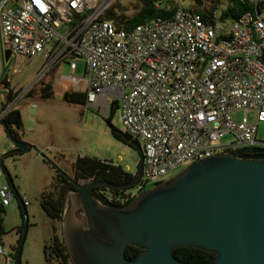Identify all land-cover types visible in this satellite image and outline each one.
Returning <instances> with one entry per match:
<instances>
[{"label": "built area", "instance_id": "built-area-1", "mask_svg": "<svg viewBox=\"0 0 264 264\" xmlns=\"http://www.w3.org/2000/svg\"><path fill=\"white\" fill-rule=\"evenodd\" d=\"M114 1L0 0V34L11 55L42 59L37 81L67 63L76 89L86 85V107L117 103L124 132L142 148L130 197L194 161L239 148L264 152V0L230 22L205 19L181 0H146L176 9L131 28L104 18ZM75 58L82 78L72 76ZM224 135L232 139L221 144ZM3 175L0 167V208L14 198ZM13 259L0 240V264Z\"/></svg>", "mask_w": 264, "mask_h": 264}, {"label": "water", "instance_id": "water-1", "mask_svg": "<svg viewBox=\"0 0 264 264\" xmlns=\"http://www.w3.org/2000/svg\"><path fill=\"white\" fill-rule=\"evenodd\" d=\"M3 53L7 61L11 52ZM0 124L13 146L0 156V167L21 208L22 231L13 259L20 264L28 217L3 160L35 146L13 137L2 118ZM121 137L139 155L129 183H76L67 176L76 190L67 195L69 207L64 208L60 229L71 264H186L173 254L179 247L214 254L209 264H264L262 149L239 148L194 161L116 208L96 203L91 191L96 186L118 189L137 183L143 163L141 145L124 134ZM128 246L139 249L132 259L125 257Z\"/></svg>", "mask_w": 264, "mask_h": 264}, {"label": "rangeland", "instance_id": "rangeland-1", "mask_svg": "<svg viewBox=\"0 0 264 264\" xmlns=\"http://www.w3.org/2000/svg\"><path fill=\"white\" fill-rule=\"evenodd\" d=\"M115 1L127 7L128 13L135 11L136 6L140 5L138 0ZM206 1L209 2V0ZM180 4L184 9L197 7L194 0H181ZM225 5V0H220L215 17H218ZM59 31L62 32V30ZM4 50L0 34V104L9 89L13 93L19 92L14 99V107L19 111L22 120L21 140L35 146L34 149L7 156L3 160L5 170L25 203L28 217L20 264H58L55 261L47 262L42 252L44 243H48L53 234V227L59 225L47 218L39 205L42 191L50 187L55 174L54 168L45 159L68 171L70 163L76 157H96L120 165L125 171L134 174L139 155L135 149L112 135L106 123L108 112L105 106L97 111L93 106L70 104L63 100L64 88L76 91L75 84L69 80L71 73L67 63H62L55 71L37 81L36 77L42 66L40 57L29 60L11 55L5 61ZM74 62L77 68L72 76L82 78L84 68L82 60L75 58ZM48 81L52 85L53 94L50 98H42L39 89L43 84L49 83ZM81 88V91L86 89L84 83L81 84ZM242 116L241 111L234 114L236 120ZM255 116V112L248 111L249 121H255ZM110 121L113 127L124 132L118 111L113 113ZM258 138H264V123L259 124ZM231 139L230 135H224L219 143L225 144ZM12 148L0 124V156ZM59 155H63V159H58ZM182 169H177L167 179ZM65 206L68 209L67 201ZM0 219L1 226L6 231L15 230L21 226L22 217L15 197L2 212L0 211Z\"/></svg>", "mask_w": 264, "mask_h": 264}, {"label": "trees", "instance_id": "trees-1", "mask_svg": "<svg viewBox=\"0 0 264 264\" xmlns=\"http://www.w3.org/2000/svg\"><path fill=\"white\" fill-rule=\"evenodd\" d=\"M138 1L140 5L136 6V10L131 13L127 12V7L114 1L106 11L104 18L111 20L118 28H131L155 16L170 17L176 9L168 4L165 8L156 10L148 1ZM194 1L197 5L194 10L201 13L203 18L208 20L215 18L219 21L230 22L236 20L244 12L254 10L252 0H225V7L220 11L218 17H215V12L219 7L220 0H209V2L206 0ZM4 84L5 87H7L6 82H4ZM39 91L42 98H50L53 94L52 85L50 83L43 84ZM18 93L19 92L13 93L10 89L7 91L3 102L0 104V112L8 108ZM63 100L70 104L85 105L86 94L78 90L65 91L63 93ZM115 111H117V103L112 102L108 106L106 123L112 135L117 140L127 144L123 141L121 134H124L130 139L132 138L127 133L121 132L111 125L110 118ZM3 121L10 128L13 137L21 139L23 135L22 120L19 111L14 106L7 111L3 117ZM58 159H63V155H59ZM45 161L54 168L55 174L50 187L42 191L39 197V205L47 218L53 222H57L59 225L58 227H53L51 238L48 243H44L42 251L43 256L47 262L55 261L58 264H71L60 234V225L67 201V195L76 190L74 184L69 182L67 176L72 178L76 183L81 181H104L112 185H122L132 180L133 173L125 171L120 165H115L111 161L98 159L96 157L78 156L70 163L68 171L57 167L53 162L47 159H45ZM132 188L133 187L117 189L106 186H96L92 188L91 195L96 203L122 208L135 198V196L130 197L129 195V191ZM19 209L21 214L20 205ZM0 211L2 212L3 208H0ZM138 252V248L128 246L125 249V257L127 259H132ZM173 254L178 260L186 264L197 262L209 264L215 259L214 254L194 248L179 247L174 250ZM12 255L14 258V254Z\"/></svg>", "mask_w": 264, "mask_h": 264}, {"label": "flooded vegetation", "instance_id": "flooded-vegetation-1", "mask_svg": "<svg viewBox=\"0 0 264 264\" xmlns=\"http://www.w3.org/2000/svg\"><path fill=\"white\" fill-rule=\"evenodd\" d=\"M22 231V224L15 230L6 231L0 224V240L11 254H14ZM61 234V229H60ZM15 237V239H13Z\"/></svg>", "mask_w": 264, "mask_h": 264}, {"label": "crops", "instance_id": "crops-1", "mask_svg": "<svg viewBox=\"0 0 264 264\" xmlns=\"http://www.w3.org/2000/svg\"><path fill=\"white\" fill-rule=\"evenodd\" d=\"M56 69H57V68H56ZM56 69H55V70H56ZM55 70H54V71H55ZM75 70H76V69H75ZM75 70H74V71H75ZM48 82L50 83V81H48ZM82 83H84V82H82V81H81L79 88H78V89H76V90H78V91H80V92H84V93H85L86 89H85V90H83V91H81V89H82V88H81V84H82ZM50 84H51V83H50ZM84 86H86V85H85V83H84ZM75 88H76V87H75ZM70 90H72V89H71V88H68V89L64 88V89H63V93H64L65 91H70Z\"/></svg>", "mask_w": 264, "mask_h": 264}]
</instances>
